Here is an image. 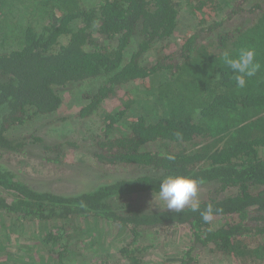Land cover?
<instances>
[{
    "label": "trees",
    "instance_id": "1",
    "mask_svg": "<svg viewBox=\"0 0 264 264\" xmlns=\"http://www.w3.org/2000/svg\"><path fill=\"white\" fill-rule=\"evenodd\" d=\"M186 3L196 26L170 51L179 0H0V264H77L69 230L83 220L126 233L118 249L126 264H144L157 240L144 246L147 235L173 228L191 236L177 264H199L204 254L264 264V0ZM212 8L225 13L211 16ZM240 49H254L261 65L243 88L222 60ZM68 89L84 104L79 118L100 117V134L82 138L83 148L22 133L35 119L56 123ZM114 96L119 106L106 112ZM36 144L39 160L57 169L83 150L73 172L90 158L136 174L82 193L43 190L3 161ZM177 175L203 181L201 211L220 209L211 224L187 207L144 211L133 202L158 196L163 179ZM31 227L35 237L13 250L9 229Z\"/></svg>",
    "mask_w": 264,
    "mask_h": 264
},
{
    "label": "rangeland",
    "instance_id": "2",
    "mask_svg": "<svg viewBox=\"0 0 264 264\" xmlns=\"http://www.w3.org/2000/svg\"><path fill=\"white\" fill-rule=\"evenodd\" d=\"M179 1L182 3V16L175 37L172 39L171 43L166 45V47L169 45L168 48L170 51L178 46L179 39L182 36H185L196 26L195 21L191 17V10L195 5L192 4L188 6L186 3L187 0ZM228 1L229 0H217V3H220V5L227 9L229 7ZM224 13L225 12H222V14L217 13L214 8L211 11V16L224 15ZM61 94L63 95L64 104L58 116H55V119H57L56 123L53 122L52 124L44 125V121L35 119L32 123H29L26 126V129H24L22 133L28 132V135L33 134L50 144H53V142L56 143L60 140H79L78 143L84 148L83 143L80 142L83 140L82 138L89 137L94 130L98 134L101 133L99 128L100 124H98V122H100V117L94 116L92 117L93 119H83L78 117V113L84 104L78 100L77 90H61ZM114 97L108 99L103 105L106 112L113 111L117 105L119 106V98ZM41 147L42 146L39 147V145L37 146V144L33 146L31 145L28 148L29 152H27L25 156H6L3 161H5L4 163L7 166L23 176V178L25 177L31 184H34L36 187L38 186L43 190H53L63 194L82 193L86 190L92 189L100 183L106 184L120 177H129L136 174V170L133 169H108L100 167L92 164L94 161H91L90 158H86V164L90 166L85 165L84 168L78 171L79 173L73 172L70 165H73V163H76L82 157L84 159L88 156L85 155L83 150H77L70 153L68 157L70 163L66 164L65 167L57 169L55 165H50L39 160L42 156ZM204 195V191H199L198 198H201ZM133 202L138 208H141L144 211L166 206L163 201H160L159 199L154 200V196L136 197ZM80 226H84L85 228H79ZM85 229H87V231H85ZM33 230V227L22 229L20 232H13L9 229L7 233V237L9 238H6L8 241L11 240L10 244L12 245L11 247H14L13 250H22V243L25 241V237H28L27 239L30 240L35 237ZM69 232L72 236L69 247L74 252L73 255L75 256L77 264H86L88 262L91 264H101L102 261H104V264H126L124 260H121L118 249L125 241L127 235L117 226L105 224L102 221L83 220L77 221ZM146 238L147 241L144 243V246L151 245L155 238H157V240H155V248L149 250L144 264H177L175 259H179L181 252L188 248L191 236L188 229L173 228L166 232H161L157 236L154 233L153 235H147ZM65 240L66 243L69 242V238H66ZM16 243H18L19 246H17ZM41 248L44 247H42L41 244H38L37 250H40ZM31 250H34V247H32ZM37 255V259H42L40 253L37 252ZM199 264L222 263L217 261L214 256L207 257L206 254H204Z\"/></svg>",
    "mask_w": 264,
    "mask_h": 264
},
{
    "label": "clouds",
    "instance_id": "3",
    "mask_svg": "<svg viewBox=\"0 0 264 264\" xmlns=\"http://www.w3.org/2000/svg\"><path fill=\"white\" fill-rule=\"evenodd\" d=\"M222 60L233 72L235 83L239 88L245 87L246 78L254 76L261 68V65L256 62L254 49H240L235 56L226 51L223 53ZM177 138H181L179 134H177ZM168 159L174 160L175 157L169 155ZM202 183V180L183 175L168 176L161 182L158 196L154 194V200L163 201L169 211L179 213L187 207L192 212H200L202 220L211 224L214 214L220 209H214L212 204H208L201 211L198 193Z\"/></svg>",
    "mask_w": 264,
    "mask_h": 264
}]
</instances>
